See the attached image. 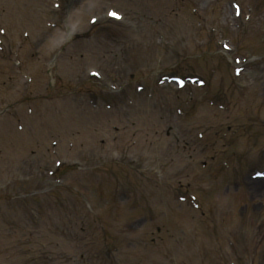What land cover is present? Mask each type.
<instances>
[{
	"label": "rangeland",
	"instance_id": "374dc122",
	"mask_svg": "<svg viewBox=\"0 0 264 264\" xmlns=\"http://www.w3.org/2000/svg\"><path fill=\"white\" fill-rule=\"evenodd\" d=\"M21 1H22V8H24V9L30 8L32 10L34 8H36L37 6H40L42 3V0H21ZM120 1H122L126 4L130 3L129 0H101L100 5H101V7H107V6L112 7V5H119ZM198 1H199V3L202 2L201 3V8H202L201 10L207 9L205 7L207 5H211L214 2V0H198ZM115 7H118V6H115ZM107 8H110V7H107ZM74 10H75V8H74ZM217 19H221L223 21V23L225 25H229V27H237L239 24L237 19L234 17L232 11H229V10L226 11L225 10L224 12L223 11H217V13L214 17H209V18H207V20H205V19L197 20V27H199L200 25H206L212 31V36H214L213 39H215V37H217V35H218V31L216 29L217 22L214 23V21H216ZM129 21L134 25L137 24L138 26H141L139 21H137L134 17H130ZM185 21H186V24L188 25V27L182 26L183 29L181 31H179L177 29L178 35L182 37V42L184 43L187 40H189V42H191V44L195 48L194 51L199 50L202 52L204 50H207V49H204L203 46H200V44L197 40H194L196 38L199 41H204L203 40L204 36L201 37L198 33H196L194 31V29H193L194 26L188 18H186ZM220 24H221V21H220ZM242 25L244 26L243 23H242ZM146 30L147 29H141V31L139 32V35H138V37H136V39L141 41V42L150 41V34H152L154 32V30L149 29L148 31L150 33L147 32ZM125 34H126V31L122 35L125 36ZM128 41L130 42V41H132V39H130ZM167 41H168L167 46H170L175 42L173 39H169ZM130 43H132V42H130ZM197 46H200V47H197ZM179 47L181 48L180 43L176 44L177 50L180 49ZM216 53H217L216 51H212V54H214L213 56H219V55H215ZM154 56L156 58H160V55H158L156 53H154L150 57L153 58ZM193 67L195 68V70L198 73L203 74V75L206 74V71L202 67H200L199 65H195ZM222 75H224V73H222ZM248 79L252 83L251 88L255 87L253 92H252V94H254V97L256 96V99H259L260 101L264 100V73L261 77H260V75H257V74H251L250 78L248 77ZM228 80H229V83H231V82L232 83H231V86L226 89V80H224V78L220 74H217L214 77V84L222 86L224 88L225 92H227L229 94L230 91L233 90L232 86L236 87V82H235L236 80L234 81L232 79V77L230 78V76L228 77ZM169 88L176 90L172 86ZM191 88L196 90V92H195L196 94L199 93V91H197V90H200V89H198L197 87L192 86ZM163 90L167 91V89H163ZM251 97H252V95H251ZM238 107L239 108L241 107V109H243V105L241 106V103H238V104L235 103L234 107L231 109V110H233V113L236 109H238ZM261 111H262V114H261L260 122L264 123V107ZM107 119L112 120L114 122H117L118 124L120 123L121 126L129 125V119H128V116L126 114L115 115L114 117H106V118H104V122ZM172 125H173V127H175V128L177 127L180 129V127L177 125L176 122H173ZM104 129L107 130L108 126L106 125ZM175 132L178 133V131H175ZM108 133L109 134H104L102 137L107 139L106 152L110 151L113 153L120 146L122 147L124 143L122 141L120 142V141L114 140L110 130ZM117 136L119 138L123 137V139L128 138V135L126 134V132H122ZM98 137H99L98 132L95 134H92L91 135V142L97 141ZM253 143H255V142L252 138L251 139H245L242 147H240L241 153H251V155L253 154L252 157L250 158L251 162L253 161V159L255 157L254 154H259V152L264 150V143L263 142L255 143V144H257L255 148H252ZM160 147L162 148V149H160V151L165 153L167 155V157H169L170 159L174 157V153L172 152L171 148L169 147V145L167 143H165L164 145H162V143H161ZM10 152H11L10 148L3 142V139H1L0 140V173L4 169H6L7 173H9V176L6 178L0 177V197H2V198H4L7 195L12 194L19 187V183L15 182V174H10L13 171V167L11 166V167L6 168V165H7L6 161L9 157ZM24 156L26 159V168L28 169L32 164L28 165L29 155L26 154ZM33 159L35 161L36 157H32V160ZM179 159L182 161L179 168L183 167L184 169H186L187 165L185 162V158L179 157ZM126 164H128V160L126 161ZM174 164L175 163H173L172 165H174ZM170 168H172V167H170ZM175 168L178 169V166H175ZM34 171H36V170H34ZM169 175H171V174H169ZM244 180L246 182L241 181L243 183V186L239 191H237V190L228 191V189L224 186L222 191L218 192L216 194V196L210 201V203L214 205V211H213L214 214H216V215H217V213L227 214L226 218H229L228 222H238L237 220L239 219V215L244 210L247 211V215L249 218V226L251 223H253L252 221L254 219V216H256V218H258L257 220H255V223L261 224V225L258 226L257 228H255L254 230H250V232L248 230L247 235L254 236V234L256 233V241L253 242L251 240L252 244H250L249 250L252 252L251 257H252L253 264H259L260 260H264V233H263V231H264V185L263 184H254V183L252 185L250 178L248 180H246L244 178ZM143 186L146 187V185H141V187H143ZM117 191L120 192L122 190L120 188H117ZM123 194L125 196H126V194L127 195H133L132 184L128 180L127 181L125 180V182H124ZM160 209H164L165 211H170L169 209H166V208L161 207V206H160ZM2 215L3 214L0 215V227L3 229H7L8 227L4 223ZM139 218H140L139 215L130 216L125 220L124 225L126 226L127 229L131 228L129 223L132 222L133 220H136ZM189 222L190 221L186 218H185V220H183V219L178 220V222H177L178 226H177V228H175L173 230L174 235H178L181 231H184L187 228V226L189 225ZM138 227H139V229L142 228V226H140V225ZM146 228H147V226L144 227V231H142V234L140 233L139 238L137 239V242H136V243H140V244H138V248H141L143 251V254H142L143 260L141 261L142 264H147L146 259L152 253L151 247H146V245H145V241H147V235H148ZM131 229H133V228H131ZM262 229H263V231H262ZM133 230H136V229L134 228ZM202 241H203V238H202ZM210 242L211 241H209V240L208 241L204 240L203 244L205 246L210 247V245H209ZM166 244H167V242H166ZM223 246L226 248L225 244H223ZM134 247L136 248L137 244ZM70 253L74 254L75 250L74 249L70 250ZM72 264H74V263H72Z\"/></svg>",
	"mask_w": 264,
	"mask_h": 264
},
{
	"label": "snow or ice",
	"instance_id": "6c2138e0",
	"mask_svg": "<svg viewBox=\"0 0 264 264\" xmlns=\"http://www.w3.org/2000/svg\"><path fill=\"white\" fill-rule=\"evenodd\" d=\"M110 15L116 17V18H119V16L116 14V13H110Z\"/></svg>",
	"mask_w": 264,
	"mask_h": 264
}]
</instances>
